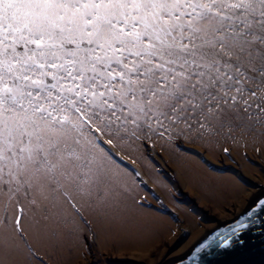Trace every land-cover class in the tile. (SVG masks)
I'll use <instances>...</instances> for the list:
<instances>
[{"label":"snow or ice","instance_id":"1","mask_svg":"<svg viewBox=\"0 0 264 264\" xmlns=\"http://www.w3.org/2000/svg\"><path fill=\"white\" fill-rule=\"evenodd\" d=\"M249 150L264 158V0H0V264H88L86 233L178 229L157 161ZM232 179L259 195L180 264H255L264 185Z\"/></svg>","mask_w":264,"mask_h":264},{"label":"rangeland","instance_id":"2","mask_svg":"<svg viewBox=\"0 0 264 264\" xmlns=\"http://www.w3.org/2000/svg\"><path fill=\"white\" fill-rule=\"evenodd\" d=\"M193 151L200 153L196 147ZM247 154V161L235 152L231 158L220 153L200 154L206 166L199 160H191L183 168L171 163L165 166L164 161H157L167 174L171 190L165 193L155 188V194L181 221L179 228L161 223L147 232L97 229L95 240L86 233L85 239L76 243L85 255L88 251L83 248L84 244L91 250L88 264H167L182 256L198 238L241 214L248 197L259 195L249 188L237 199L239 186L233 181L234 176L250 184L264 185V179L257 177L249 163L260 165L264 158L256 157L251 150ZM153 187L149 180V188Z\"/></svg>","mask_w":264,"mask_h":264},{"label":"water","instance_id":"3","mask_svg":"<svg viewBox=\"0 0 264 264\" xmlns=\"http://www.w3.org/2000/svg\"><path fill=\"white\" fill-rule=\"evenodd\" d=\"M231 221L232 220H229L224 223L225 225L223 224L220 227H216L214 229L226 227V225L230 223ZM212 230L208 231L206 234L210 233ZM204 237L205 236H202L200 239L202 240ZM198 242L199 240H197V242L195 243H198ZM252 242L255 245V247L253 248V252L258 253L255 256V264H264V241L260 239H256ZM192 246H194V244ZM192 246L182 256H178L177 258L171 259L170 262L167 264H180L181 257H183L186 260L187 256L191 254ZM188 264H191V261H188ZM203 264H227V262L223 258L218 257V256H207V257H204Z\"/></svg>","mask_w":264,"mask_h":264}]
</instances>
